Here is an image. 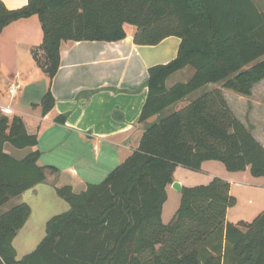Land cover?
<instances>
[{
    "label": "trees",
    "instance_id": "1",
    "mask_svg": "<svg viewBox=\"0 0 264 264\" xmlns=\"http://www.w3.org/2000/svg\"><path fill=\"white\" fill-rule=\"evenodd\" d=\"M33 15L43 30L33 57L50 80L60 68L63 41H119L127 26H135L136 44L157 45L169 36L181 42L174 59L148 70L138 148L81 193L70 185L57 187L70 208L47 221L45 237L20 259L13 241L31 207L22 202L1 212L0 264H264V211L246 229L227 221L236 198L221 177L183 186L174 217L168 224L162 218L177 166L198 171L205 161L218 160L228 171L264 176V145L234 114L222 89L208 88L219 83L250 97L264 80V11L256 1L28 0L15 9L0 1V32ZM187 66L195 69L192 78L167 88V78ZM201 88L208 89L168 112ZM54 103L48 90L42 113ZM6 143L36 147L39 137L28 132L22 116L9 117L0 108V208L45 182L48 169L57 171L39 165V149L18 159L5 150Z\"/></svg>",
    "mask_w": 264,
    "mask_h": 264
},
{
    "label": "crops",
    "instance_id": "2",
    "mask_svg": "<svg viewBox=\"0 0 264 264\" xmlns=\"http://www.w3.org/2000/svg\"><path fill=\"white\" fill-rule=\"evenodd\" d=\"M0 1L10 9L22 7L28 2ZM136 30L135 26H127V36L114 42L63 41L60 46L61 65L55 77L50 80L38 68L32 52L43 41L39 17L33 15L21 18L7 25L0 32V108L8 106L11 109L9 117L22 116L28 132L38 135L39 144L36 147L17 149L6 143L5 150L18 159L36 149L42 152L41 157L46 152L69 158L72 164L67 167L70 181L66 185H70L76 193L85 191L90 183L97 182L124 162L138 148L144 132V125L139 118L148 97V70L151 66L174 59L181 42L180 37L169 36L157 45H139L134 41ZM194 73L195 69L191 66L174 72L166 80L167 88L179 82H188ZM39 82L41 100L48 90L55 99L53 108L45 115L42 113L40 99L26 97L28 86ZM261 82L257 85L264 83ZM12 83H18L20 88L15 98L9 94ZM208 88L222 89L228 105L242 119L236 112V102L239 99L229 89L222 88L219 83L209 84ZM193 99L189 95L168 111L179 110ZM62 116L65 117L64 122L59 121ZM262 116L264 110L254 108L250 122L253 135L264 145ZM156 119L157 116H153L149 121ZM241 121L249 127L246 120ZM34 123L39 124L37 132L31 128ZM40 159L39 165L46 166ZM213 162L214 160L205 161L198 171L209 168L207 173L211 181L215 177H221L230 184L233 183L236 178L233 174L236 172L220 174L214 170ZM49 171L50 176L46 181L34 188L53 183L56 179L53 173L56 171ZM175 183H180L183 187V182L176 177L172 183L173 188ZM172 184L167 186V193ZM20 203L22 202L18 204ZM229 211L230 208L226 216L228 221L235 223L240 220H229Z\"/></svg>",
    "mask_w": 264,
    "mask_h": 264
},
{
    "label": "rangeland",
    "instance_id": "3",
    "mask_svg": "<svg viewBox=\"0 0 264 264\" xmlns=\"http://www.w3.org/2000/svg\"><path fill=\"white\" fill-rule=\"evenodd\" d=\"M255 1L260 10L264 11V0ZM263 82L264 81L261 83ZM39 85L40 82L39 84L28 86V89L26 90V97L30 96L29 98L32 100H41L40 96L42 95L39 91ZM207 89L208 88H201L191 93L190 97L195 99L206 92ZM254 89L255 92L253 94L252 91V95L250 97L230 90L233 95L239 99L236 102V112L242 119L246 120L250 129L252 128L250 120L253 109L255 108L260 111L264 110V83L257 85ZM262 117L264 118V116ZM262 124L264 125V121H262ZM38 125V123H34L33 127H31L33 128L32 130H34V132H37ZM40 147L43 148L42 145H40ZM62 153L65 152L62 151ZM16 155L20 156V154ZM40 161L46 166L53 165L59 169L53 173V175L56 177L53 183L42 184L34 189H30L26 193L12 198L0 208L1 213L5 209L11 208L19 202L28 203L31 207L32 211L27 225L23 230H19L20 232H18L13 241L14 247L17 251L18 259L32 252L45 237L46 224L50 218L64 213L70 208L69 203L57 194V187L55 186H63L70 181V176L68 173L69 170L67 167H69L72 162H69V158L61 157L57 153L51 154L46 152L42 155ZM213 163H215L214 170L217 172L229 173L221 161L214 160ZM112 170L113 169H111V171ZM207 170H209V168H204L202 171H194L180 165L177 166L176 170L174 171V177H176L180 182H183V186L186 187L207 185L211 182ZM245 171L246 170L237 171L234 173L233 175H235L236 178L233 183L230 184L231 194L236 198V203L230 207L229 220H236L239 218L240 220L235 223H243L244 226H242V229H246L245 225L253 222L263 212L262 210H264V176L256 177L251 174L249 169L246 172ZM50 172L51 171L47 170V177ZM105 177L98 179L95 183L102 182ZM168 189V199L163 206V222L166 224H168L174 217L181 201V193L177 191V189L173 188V184L172 186H169Z\"/></svg>",
    "mask_w": 264,
    "mask_h": 264
},
{
    "label": "built area",
    "instance_id": "4",
    "mask_svg": "<svg viewBox=\"0 0 264 264\" xmlns=\"http://www.w3.org/2000/svg\"><path fill=\"white\" fill-rule=\"evenodd\" d=\"M19 85L18 83H12L9 88V94L12 98H15L19 92ZM1 111L3 114L8 115L11 112V109L8 106H2Z\"/></svg>",
    "mask_w": 264,
    "mask_h": 264
},
{
    "label": "water",
    "instance_id": "5",
    "mask_svg": "<svg viewBox=\"0 0 264 264\" xmlns=\"http://www.w3.org/2000/svg\"><path fill=\"white\" fill-rule=\"evenodd\" d=\"M174 187H175L176 189H178L179 191L182 190V186H181L180 183H175V184H174Z\"/></svg>",
    "mask_w": 264,
    "mask_h": 264
}]
</instances>
